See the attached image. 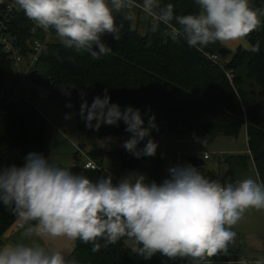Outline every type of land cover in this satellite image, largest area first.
<instances>
[{"label": "clouds", "instance_id": "1", "mask_svg": "<svg viewBox=\"0 0 264 264\" xmlns=\"http://www.w3.org/2000/svg\"><path fill=\"white\" fill-rule=\"evenodd\" d=\"M194 2L198 11L181 16H174L171 4L156 13L159 0H143L142 7L157 22L153 30L164 23L177 38L198 50L217 42H237L260 27L264 17V10L250 7V0ZM15 3L36 26L54 30L65 47L99 58L112 51L102 39L105 34L119 39L114 14L133 6L135 0ZM173 20L179 27L172 24ZM249 50L255 54L258 48L253 45ZM80 116L86 126L96 128L123 121L125 131L131 134L124 148L137 158L156 154L158 144L150 138L151 130L157 129L155 116H148L145 125L139 109L126 106L121 110L110 103L107 89L103 98L94 97L90 105L82 100ZM146 137L138 151V144ZM168 171L169 177L159 184L146 183L142 175H129L117 184L111 177L93 182L41 153L29 152L22 166L0 169V202L12 208L28 240L0 245V264H75L66 259L63 250L41 243L59 237L91 243L93 252L100 250L99 240L114 244L127 237L146 258L159 252L199 261L227 250L236 237L231 226L247 209H264V182L245 178L222 186L190 165H177ZM240 264L249 261L242 259ZM254 264H264V258Z\"/></svg>", "mask_w": 264, "mask_h": 264}, {"label": "trees", "instance_id": "2", "mask_svg": "<svg viewBox=\"0 0 264 264\" xmlns=\"http://www.w3.org/2000/svg\"><path fill=\"white\" fill-rule=\"evenodd\" d=\"M137 1L143 3V0ZM168 4L173 5L174 16L198 11L194 0H159V10ZM250 7L264 10V0H250ZM129 11L128 7L114 14L119 39L114 40L111 34L102 37L112 48L110 54L93 58L87 52L65 47L60 41H51L41 58L42 84L30 82L43 88L45 100L56 102L65 113H75L77 130L86 143H92L88 154L100 164L105 156L116 157L121 169L144 176L146 183L159 184L170 175L164 172L160 158L153 159L148 168L151 156L137 158L125 148L108 149L95 144L98 139L131 135L125 131L123 121L96 128L86 126L80 116L82 100L90 105L94 97L103 98L107 89L110 103H116L121 110L126 106L139 109L145 125L148 116L154 115L158 130L153 131L159 137H236L243 130L248 146L246 156L253 160L260 181L264 182V17L260 18V27L246 37L250 47L255 45L258 51L253 54L238 47L228 60L220 57L218 65L203 52L219 54L222 43L209 44L199 50L189 47L182 37L165 33L163 25L158 24L153 30L154 23L147 18H138L133 27ZM172 23L179 27L175 20ZM15 24L13 35L24 47L25 22L20 19ZM24 52H27L25 47ZM227 73H231V79ZM11 74L8 59L0 52V93L6 92ZM67 104L72 107H66ZM2 109L5 114H0V169L22 166L29 152L44 155L48 122L32 103V95L18 94L17 99L9 103L0 100V111ZM92 124L95 125V121ZM236 156L240 160L246 158ZM196 169L205 178L221 184L218 175L203 167ZM16 222L12 208L0 202V245ZM126 239L121 238L114 244L99 240L101 248L97 252L92 251L91 243L77 239L66 259L75 264H240L242 260L231 243L226 251L199 261L179 255L167 257L159 252L146 258L132 250Z\"/></svg>", "mask_w": 264, "mask_h": 264}, {"label": "rangeland", "instance_id": "3", "mask_svg": "<svg viewBox=\"0 0 264 264\" xmlns=\"http://www.w3.org/2000/svg\"><path fill=\"white\" fill-rule=\"evenodd\" d=\"M136 18H140L141 20L146 19L142 16H137ZM50 40L57 42L60 41L55 34L50 36ZM231 55L232 53L229 52L223 59L228 60ZM19 94L25 97L32 95V103L47 119L48 127L43 156L59 162V164L64 167L70 168V171L74 175H81L79 173V166L85 159L84 154H79L76 147L78 144H82L81 146L91 149L92 143H86L82 134L77 130L75 113H65L56 102L45 100L43 98V88L33 86L30 80H27L22 84ZM66 116H70V118L66 119ZM154 133L155 132L152 129L150 132V138L158 144V147L156 149V154L151 156L148 168L153 164L152 160L155 158H160L163 163H166L167 160L171 158L172 148H174V155L176 158H179L181 163L180 166L190 165L188 162L190 156L203 158L205 153L209 154L210 159L204 160L205 164L202 167L205 170L218 175L222 186L229 181L236 182L245 178H253L257 180V182H261L258 169L253 165V160L247 157L248 146L243 130L236 137L226 135H215L204 138L184 137L183 142H174V144L169 141L170 138H167L166 136L159 137L156 134L154 135ZM119 137L120 136H110L106 139H99V143L95 142V144H98V146H104L108 149L124 148L123 145L127 139ZM147 139L148 138L146 137L145 140ZM203 141H206V143L204 144ZM144 144L139 143L137 148H143ZM74 155H77L80 159H74ZM236 155H242L246 158L240 160L237 159L238 157ZM232 156L235 157L231 158ZM229 159H231L230 163L228 162ZM79 163L81 164L79 165ZM119 165L120 162L118 158L104 157L103 168L105 172L112 176L111 173H113V169H116V172L122 175L120 177V175L116 174L118 182L129 175H134L131 170L122 172ZM82 175L86 176L93 182L108 177L106 174L104 175V173L98 170H87ZM231 230L234 231L236 237H238L237 241L236 237L234 242L232 241L231 247L241 259L249 258L247 255L245 256L242 254L244 251L243 249H257L258 251L260 250L261 252H264V209H247L242 214L241 219L235 225L231 226ZM130 242L131 243L129 244L131 246L128 243L127 244L132 250H135L137 248L136 242L133 239H131ZM251 264H254V262Z\"/></svg>", "mask_w": 264, "mask_h": 264}, {"label": "built area", "instance_id": "4", "mask_svg": "<svg viewBox=\"0 0 264 264\" xmlns=\"http://www.w3.org/2000/svg\"><path fill=\"white\" fill-rule=\"evenodd\" d=\"M0 3V52L6 56L12 69L11 80L7 83L8 87L5 89L6 92L2 91L0 93V100L9 103L17 99L22 84L29 80L30 72L38 71V73H41L39 71L43 66L41 58L51 42L50 36L52 34L56 35V33L52 29L45 30L36 26V24L27 18L23 11L18 8L15 0H0ZM129 8L133 27H136V22L138 20L136 17L139 15L149 19L154 24L157 23L152 16L148 15L143 10L142 2L135 0L134 5ZM155 11L158 13L159 8ZM20 19H22L26 25V45L24 46L27 51L26 53L24 52V47L19 44V40L13 35V30L16 27L15 22H19ZM159 24L165 27V33H170V35L176 37L167 25L164 23ZM203 53L213 64H220L219 54L210 52ZM227 77L231 79V73H227ZM0 114H5V110L2 109ZM203 143L205 144L206 141H203ZM207 159H210V155L205 153L203 155V160ZM167 162V174H169L168 170L170 168L180 165L179 158H176L174 151H172L171 158ZM87 170L101 171V167L92 159L85 158L80 165V173L83 174ZM112 182L116 184L113 179ZM249 264H251V261H249Z\"/></svg>", "mask_w": 264, "mask_h": 264}, {"label": "crops", "instance_id": "5", "mask_svg": "<svg viewBox=\"0 0 264 264\" xmlns=\"http://www.w3.org/2000/svg\"><path fill=\"white\" fill-rule=\"evenodd\" d=\"M141 25V24H140ZM140 29L142 30L143 28L141 26H139ZM223 46H225L228 51H230L231 53H233L238 47H241L245 50H249L251 47H250V44L248 43L246 37L237 41V42H231V43H228V44H222ZM119 138H126V139H129L130 137L128 136H121ZM167 138H170L169 141L172 142V144H174V142H183L184 139L183 138H179V137H174V138H171V137H167ZM103 139V138H102ZM100 139V140H102ZM106 139V138H105ZM98 140H96V142H98ZM147 140H144V141H141L140 143L144 144L146 143ZM99 143V142H98ZM104 147V146H103ZM77 148V152H79V154L83 153L84 154V159L85 158H90L88 152L90 149H87V148H81L79 145L76 147ZM86 149V150H84ZM172 151H174V148H172ZM74 159L78 160L80 159L77 155H74L73 157ZM92 159V158H90ZM94 162L98 163L101 167V172L104 173V175L106 174L108 177H111V179H113L116 184L118 183V179L116 177V174L117 175H120V177L122 176L120 173L116 172V169H113V173H111V175L115 178H113L112 176H110L108 173L105 172L104 168H103V162L102 164H100L99 162H97L96 160L92 159ZM168 161V160H167ZM78 163V162H77ZM75 163V164H77ZM167 163H163V170L164 172H166V167H167ZM81 163H79L80 165ZM181 165V163H180ZM119 168L121 169L120 165H119ZM122 172L126 171V170H123L121 169ZM86 172V171H85ZM133 172V171H132ZM79 173H80V166H79ZM134 175H138L137 173L133 172ZM82 175V173H80ZM84 174V173H83ZM140 175V174H139ZM122 180V179H121ZM25 227H28V225H25ZM23 232H24V229H21L18 225V222H16L12 228L8 231V233L4 236L3 240H4V243L3 244H10V243H13V242H19V241H25V242H28V240L24 237L23 235ZM238 237H236V241H237ZM131 238H127L126 239V243H131ZM239 241V240H238ZM74 242L73 240L69 239V238H66V237H59V238H49V240H46V241H41V243L45 244V246H47L48 244H51V246L55 247V248H58L60 250H63L64 253H65V256L67 257L72 251H73V247H74ZM234 242V241H233ZM240 242V241H239ZM231 245H232V242H230ZM130 245V244H129ZM131 246V245H130ZM244 251L242 252V254H244L245 256L247 255L249 258L247 260L251 261V263L255 262V260L257 259H260V258H264V252H261L260 250L258 251L257 249H250V250H245L243 249ZM236 254V253H235ZM238 255V254H236ZM239 256V255H238ZM240 257V256H239Z\"/></svg>", "mask_w": 264, "mask_h": 264}, {"label": "water", "instance_id": "6", "mask_svg": "<svg viewBox=\"0 0 264 264\" xmlns=\"http://www.w3.org/2000/svg\"><path fill=\"white\" fill-rule=\"evenodd\" d=\"M218 52H219V56L221 58H224L226 54L228 53V49L225 46H222ZM29 79L35 85L40 86L43 82V74L38 73V71H32L29 74ZM188 162L190 166L194 168L202 167L205 164L203 158L195 157V156H190L188 158Z\"/></svg>", "mask_w": 264, "mask_h": 264}]
</instances>
